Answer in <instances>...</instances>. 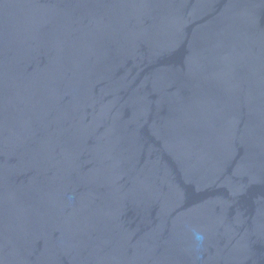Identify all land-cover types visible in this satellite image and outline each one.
I'll return each instance as SVG.
<instances>
[{
    "label": "water",
    "instance_id": "95a60500",
    "mask_svg": "<svg viewBox=\"0 0 264 264\" xmlns=\"http://www.w3.org/2000/svg\"><path fill=\"white\" fill-rule=\"evenodd\" d=\"M0 264H264V0H0Z\"/></svg>",
    "mask_w": 264,
    "mask_h": 264
},
{
    "label": "clouds",
    "instance_id": "9594fccd",
    "mask_svg": "<svg viewBox=\"0 0 264 264\" xmlns=\"http://www.w3.org/2000/svg\"><path fill=\"white\" fill-rule=\"evenodd\" d=\"M193 236H194V239L197 241V242H202L204 237L201 233L199 232H194L193 233Z\"/></svg>",
    "mask_w": 264,
    "mask_h": 264
}]
</instances>
